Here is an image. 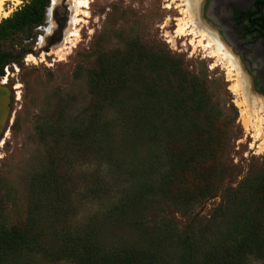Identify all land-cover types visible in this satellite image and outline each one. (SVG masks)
Returning a JSON list of instances; mask_svg holds the SVG:
<instances>
[{
    "label": "trees",
    "instance_id": "trees-1",
    "mask_svg": "<svg viewBox=\"0 0 264 264\" xmlns=\"http://www.w3.org/2000/svg\"><path fill=\"white\" fill-rule=\"evenodd\" d=\"M49 2L24 0L1 18L0 44L38 24ZM9 59V52L0 53V69ZM142 60L96 57L82 120L64 119L52 133L40 128L45 161L30 179L21 227L5 224L0 204V264H162L165 254L154 247L106 244L100 236L106 220L132 221L150 204L149 210L162 216L152 222L148 242L158 248L174 244L179 264H248L249 257L264 262V159L234 187L223 189L224 181L238 174L227 163L225 132L204 82L165 58L159 61L166 70L139 72ZM87 163L114 172L128 185L104 216L79 223L77 199L91 195L109 202L114 196L102 185L104 172L66 170ZM220 190L226 191L217 207L221 224L211 238L205 241L197 230H175L170 211L182 213Z\"/></svg>",
    "mask_w": 264,
    "mask_h": 264
},
{
    "label": "rangeland",
    "instance_id": "rangeland-1",
    "mask_svg": "<svg viewBox=\"0 0 264 264\" xmlns=\"http://www.w3.org/2000/svg\"><path fill=\"white\" fill-rule=\"evenodd\" d=\"M22 1L4 2L6 11L10 10L8 15ZM183 1L50 0L46 7H52L50 15L45 16L44 12L38 24L27 26L0 44V53L9 52L13 57L0 69V204L5 224L21 227L24 222L30 179L45 161L40 128L52 133L64 119L71 124L82 120L89 100L86 90L88 72L95 67V58L101 54L118 58L137 55L145 62L136 66L142 73L147 72L143 71L144 67L150 72L159 68L164 71L166 67L161 69L159 60L171 59L179 70L204 82L218 123L225 132L229 147L227 163L235 166L238 174L228 177L223 189L234 187L248 168H255L264 159V125L261 126L262 136L256 138L257 126L247 124L246 116L241 112L244 110L240 105L241 98L231 88L234 72L229 70L225 61L216 63L209 56L210 49L197 46V38L176 34V22L184 9ZM227 1L240 0H207L205 12L202 11L204 0H199L197 14L200 24L216 36L205 34L209 31L199 26L194 25V28L203 31L207 38L219 37L221 44L235 55L231 51L233 28L225 21L224 3ZM64 7L68 8L67 20L59 25L55 18L62 15ZM73 17L76 21L72 24ZM58 31H61V40H57ZM71 32L75 34L71 36ZM150 62L152 66H146ZM263 111L258 113L264 118ZM50 126L53 128H44ZM93 168L104 172L102 185L111 188L114 196L109 202L106 199L97 201L91 195L77 199L74 219L79 223L104 216L110 202L128 185L122 177L98 165L70 164L66 170L72 175L77 170L88 173ZM225 194L226 191L220 190L182 213L170 211L169 218L176 226L175 230L180 234L197 230L202 235L205 233V241L211 238L216 226L221 224L217 207ZM150 205L132 221L120 217H115V221L106 220L100 235L102 241L106 244L120 242L130 246H151L165 254L162 264H179L172 251L174 244L164 243L158 248L148 242L152 222L162 216L149 210ZM36 264L68 263L38 261ZM248 264L264 262L249 257Z\"/></svg>",
    "mask_w": 264,
    "mask_h": 264
},
{
    "label": "flooded vegetation",
    "instance_id": "flooded-vegetation-1",
    "mask_svg": "<svg viewBox=\"0 0 264 264\" xmlns=\"http://www.w3.org/2000/svg\"><path fill=\"white\" fill-rule=\"evenodd\" d=\"M224 5L226 24L234 32L231 51L235 55L232 56L244 70L251 90L264 98V0L227 1ZM206 6L204 0L203 12Z\"/></svg>",
    "mask_w": 264,
    "mask_h": 264
},
{
    "label": "bare ground",
    "instance_id": "bare-ground-1",
    "mask_svg": "<svg viewBox=\"0 0 264 264\" xmlns=\"http://www.w3.org/2000/svg\"><path fill=\"white\" fill-rule=\"evenodd\" d=\"M13 2L17 0H0V18L5 17L8 15L9 11H6L4 8V2ZM174 1V0H173ZM53 2V0H52ZM185 2V3H184ZM184 9L181 10L180 14L182 15L181 18L177 19L176 22V34L180 36L184 35H191L192 38H197L196 43L197 46H202L204 48L210 49V57L216 60V63H220L225 61L226 66L229 68L231 72H234L233 83L231 85L232 90L238 94L241 98L240 105L243 107L244 110L241 112L246 116V122L248 125H255L257 126L256 138L257 136H262V128L261 126L264 125V118L260 117V111L264 110V100L252 94L245 85L244 80L241 77L239 71V65L230 53V50L224 45L221 44L219 41L220 38H207L205 34H211L212 36L215 35L211 33L208 28H205L200 24V20L197 14V10L199 8V0H184ZM85 4V3H84ZM86 5V4H85ZM50 10L48 9V15ZM72 24L76 21L73 17ZM194 25L204 28V30L209 31L207 33H203V31H196ZM205 31V32H206ZM75 32H71V36H73ZM210 35V36H211ZM214 37V36H213ZM230 73V72H229ZM264 114V111H263ZM264 134V133H263Z\"/></svg>",
    "mask_w": 264,
    "mask_h": 264
},
{
    "label": "water",
    "instance_id": "water-1",
    "mask_svg": "<svg viewBox=\"0 0 264 264\" xmlns=\"http://www.w3.org/2000/svg\"><path fill=\"white\" fill-rule=\"evenodd\" d=\"M53 1H55V0H53ZM48 9L50 10L49 15L51 14L52 7H49V8H46L45 16H46L47 13H48V12H47ZM198 10H199V9H198ZM67 11H68V8H67V7H64L62 15H61L60 17H58V18H55V21H56L59 25H60L61 23L63 24V23L66 22V20H67ZM198 14H199V13H198ZM57 33H58V38H57V40H61V37H62L61 31H58ZM233 56H234V55H233ZM234 57H235V56H234ZM235 58H236V57H235ZM236 61L238 62L237 58H236ZM238 65H239V71H240L241 77H242V79L244 80V82H245V84H246L248 90H249L251 93L255 94V93L251 90V86H250V84L248 83V81L246 80V76H245V74H244V70L242 69V67H241V65H240L239 62H238ZM255 95L258 96L259 98H261V99L264 100V98H263L262 96H260V95H258V94H255Z\"/></svg>",
    "mask_w": 264,
    "mask_h": 264
}]
</instances>
